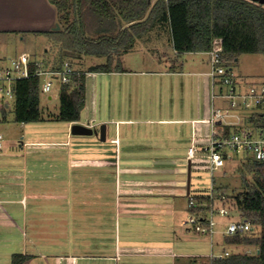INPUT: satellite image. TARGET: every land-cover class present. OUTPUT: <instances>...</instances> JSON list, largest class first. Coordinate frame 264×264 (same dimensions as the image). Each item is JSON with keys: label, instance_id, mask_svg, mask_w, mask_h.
Wrapping results in <instances>:
<instances>
[{"label": "crops", "instance_id": "1", "mask_svg": "<svg viewBox=\"0 0 264 264\" xmlns=\"http://www.w3.org/2000/svg\"><path fill=\"white\" fill-rule=\"evenodd\" d=\"M59 30L48 0H0V44L44 38V53L55 52L44 34ZM146 41L170 51L169 66L166 52L136 57L131 66L137 45ZM26 53L11 56L0 48V66ZM76 64L81 72L91 66ZM123 65L126 72L87 74L79 122L22 142L20 152L3 142L0 264L14 255L28 257L24 264H181L198 258L191 252L192 232L178 224L189 214L186 181L179 182L186 193L168 190L178 186L166 176L152 179L151 170L140 167L187 160L192 142H201L197 126L206 125L217 106L209 57L177 54L170 32L156 26L124 55ZM248 85L238 81L240 90ZM74 124L97 131L105 125V141L73 136Z\"/></svg>", "mask_w": 264, "mask_h": 264}, {"label": "trees", "instance_id": "2", "mask_svg": "<svg viewBox=\"0 0 264 264\" xmlns=\"http://www.w3.org/2000/svg\"><path fill=\"white\" fill-rule=\"evenodd\" d=\"M48 1L57 11L61 30L44 35L51 40L56 53L42 65L36 61L31 63V73L39 69L61 70L66 62L72 66L83 58L101 62L72 76L71 83H58L59 112L46 117L41 109L42 79L32 76L18 81L14 86V118L18 124L79 122L86 105L87 74L126 72L124 55L156 26L170 32L177 54L207 53L213 40L222 38L223 57L229 67L244 54L264 56V5L252 0ZM1 109L5 115L8 108L2 106ZM246 124L264 135V107L248 113ZM219 131L229 136L236 130L220 126ZM228 164L241 179V190H235L233 195L229 193V186L223 183L228 176ZM212 184V197H195L199 203L207 205L203 211L216 205L217 201L232 198L234 207L231 210L238 211L241 218L254 227L247 234L223 238L228 246L252 248L254 253L233 254L218 264H264V162L251 156H227L224 167L213 176ZM27 259L23 255H14L12 264H24ZM181 264L209 262L190 258Z\"/></svg>", "mask_w": 264, "mask_h": 264}, {"label": "built area", "instance_id": "3", "mask_svg": "<svg viewBox=\"0 0 264 264\" xmlns=\"http://www.w3.org/2000/svg\"><path fill=\"white\" fill-rule=\"evenodd\" d=\"M223 54V39H214L211 50L207 52L210 63L209 76L213 86L212 99L214 101L222 100L227 104V107H213L212 116L206 121L211 125L208 144L199 149L194 140L187 153V160L193 166V161L198 157L199 150H203L204 154L201 156L209 161L212 174L224 167L227 156L229 158L234 155L251 156L257 161L264 162V135L246 124L248 113L259 107H264V84H249L244 90H240L235 76L229 70V62L223 57ZM33 62L35 60L30 55L21 54L19 57L11 59L7 65L0 66L1 106L8 108L9 102H14V86L18 81L29 79L32 76L40 77L43 81L42 93L50 94L56 83L68 84L72 82V76L80 75V71L75 70L68 62L61 70L39 69L32 74L30 65ZM38 64L42 65V63ZM218 123L221 124L218 125ZM220 126L231 127L236 131L229 136H224L219 131ZM3 141L4 138L0 135V154L3 149ZM206 207L205 203H199L195 197L189 195V215L181 222V226L197 236L209 237L212 244L217 234L225 238L253 231L252 223L242 218L224 222V219L233 215L231 209L212 205L208 210L203 211V208ZM192 210L196 212H192ZM239 216L241 217L240 213ZM232 255L233 253L229 251L221 254L211 252L207 257L198 258L208 261L209 264H218L229 259Z\"/></svg>", "mask_w": 264, "mask_h": 264}, {"label": "rangeland", "instance_id": "4", "mask_svg": "<svg viewBox=\"0 0 264 264\" xmlns=\"http://www.w3.org/2000/svg\"><path fill=\"white\" fill-rule=\"evenodd\" d=\"M156 0L153 1V3ZM163 34H166V28H162ZM15 38H9L8 41L4 44H0V48L5 52H9L11 56H15V54L19 51L28 52L31 57H34V60L38 63H42L47 60H51L56 52L53 50L48 53H44V48L42 43H45L46 40L44 38L29 40L27 39L24 43L15 41ZM39 41V42H38ZM3 42V41H2ZM136 51L132 54L133 60H136V57L142 59V57L147 58H158L159 54L166 52L167 57L165 58V65L169 66V59L171 58V53L169 50L165 48H161V46H157L152 41L139 42L136 47ZM27 54V53H26ZM32 54V55H31ZM170 56V57H169ZM189 56H185V58ZM199 57V56H198ZM205 57L204 55L202 56ZM132 58L130 61H132ZM185 58H182L181 61L185 63ZM206 58V57H205ZM135 60L131 62V66L135 64ZM96 62H101L99 59H94L90 61H75V68L85 69L88 65H92ZM189 63H185V66H188ZM79 65V66H77ZM229 70L232 71L233 75L237 78V80H245L247 84L252 85H262L264 84V56L260 54H244L241 55L238 61L235 64L230 65ZM89 77V76H88ZM91 83V79L87 80V86L89 90V85ZM58 85V83H56ZM211 95V91H210ZM52 98L51 100L49 98ZM219 101L217 100V107L219 106ZM8 109L4 115V110H2V106L0 103V135L4 138V143L6 144H15V149L11 151L20 152V144L25 141H29L30 139H35L38 135L42 134H54L60 133L62 127H65L61 122L54 121H45L40 123H31V124H18L15 122L14 118V110L15 104L13 101H10L8 104ZM60 108L59 102V91L55 86L53 91L50 94H41V109L46 117L48 113H58ZM5 116V120L3 117ZM101 128V127H100ZM197 133L201 142L198 143V148L201 149V146L208 144L211 136V125H198ZM143 150V149H142ZM203 150H199L198 157L193 161L192 173H191V196L199 197V196H211L212 193V178L214 175H217V172L212 174L210 170L209 161L206 158H202ZM235 156V155H234ZM143 158V157H141ZM180 159H172L171 163L168 166L158 167L155 165L152 166H141L140 168H144L147 170H151L150 173H147L148 177H151L155 180H160L165 176L170 180L169 184L174 185V189H168L173 191H181V193H186V190L181 187L179 182L186 181V189H187V166L188 161L178 157ZM241 159V158H240ZM149 160V159H148ZM141 163L143 161L139 160ZM151 161V160H149ZM152 162L154 160L152 159ZM228 171V176L223 180L225 185L229 186V193L233 195L234 191L241 190V179L240 176L235 172L234 168L231 165H227L226 167ZM220 174V173H219ZM221 175V174H220ZM221 177V176H220ZM235 192V193H236ZM176 193V192H175ZM188 199V197H187ZM216 205L221 207H227L229 209L234 207V202L232 198L222 200L221 202L217 201ZM233 215L224 219V222L239 220L241 217L239 216V212L236 210H232ZM189 214H186L183 218L186 219ZM183 219V220H184ZM178 224L181 226V222L178 221ZM184 228L183 226H181ZM185 229V228H184ZM221 230V227L219 228ZM193 232L191 234V238L193 239V249L191 252L196 257H207L214 252L215 254H221L226 251H229L233 254H244V253H254V249L239 247V246H228L224 243V239L222 235L217 234L213 239V244L211 243V239L209 237H200L196 238ZM12 264V261L9 262Z\"/></svg>", "mask_w": 264, "mask_h": 264}, {"label": "water", "instance_id": "5", "mask_svg": "<svg viewBox=\"0 0 264 264\" xmlns=\"http://www.w3.org/2000/svg\"><path fill=\"white\" fill-rule=\"evenodd\" d=\"M260 5H264V0H252ZM57 29H59V26H57ZM221 123H218L220 125ZM71 134L73 136L78 137H92L96 136L99 137L101 141H105V125L101 126L100 131H97L93 128L86 127L81 124H74L71 127ZM192 166L191 162H188L187 166V196L190 195L191 190V173H192ZM259 253V251H258Z\"/></svg>", "mask_w": 264, "mask_h": 264}]
</instances>
